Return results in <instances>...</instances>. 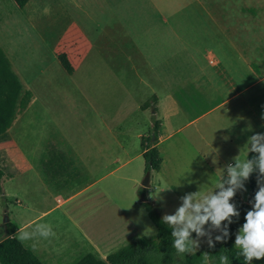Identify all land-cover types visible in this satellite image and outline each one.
I'll return each mask as SVG.
<instances>
[{"label":"rangeland","instance_id":"obj_1","mask_svg":"<svg viewBox=\"0 0 264 264\" xmlns=\"http://www.w3.org/2000/svg\"><path fill=\"white\" fill-rule=\"evenodd\" d=\"M190 6L195 25L210 23L218 40L239 36L244 60L251 57L258 40L264 41V0H29L22 8L13 0H0V46L23 89L31 91L27 107L17 111L12 125L0 135V169L5 173L0 239L11 228L30 230L36 222L51 223L55 238L22 244L45 264H75L85 254L75 248L84 241L83 234L96 229L119 233L123 228L114 250L141 236L151 237L156 229L142 199L156 206L161 216L172 214L181 196L201 185L213 187L221 169L234 163L235 126L239 121L255 123L261 116L254 117L245 101L239 106L240 97L218 106L229 95L228 88L218 97L208 92L204 101L189 104L193 92L189 81L193 75L205 81L200 69L207 67L199 45L189 43L204 35L190 26L194 25L187 12ZM182 14L188 27L176 31L175 21L180 25ZM60 52L73 66L71 74L60 65ZM257 52L258 60L264 57V50ZM155 73L169 77L166 86L170 82L180 86L174 91L182 106L164 135L187 126L159 144L161 168L149 173V186L144 187L145 161L135 153L143 149L148 132L141 140L136 138L140 127L132 126L130 118L139 119L138 101L147 94L165 93V88L153 84ZM139 75L149 81L144 93L138 91ZM154 98L146 103L151 110ZM251 104L257 106L256 101ZM212 107L196 123H187ZM53 149L80 158L79 178L67 174L52 178L45 172L43 162ZM241 149L246 151V146ZM128 158L132 159L125 162ZM70 169L76 175L77 168ZM64 180L70 181L62 185ZM165 184L170 190L157 193ZM245 189L237 193L247 201L249 179ZM69 195L57 205V197ZM13 235L17 237V231ZM205 239L198 251L208 248ZM252 264H264V259Z\"/></svg>","mask_w":264,"mask_h":264},{"label":"crops","instance_id":"obj_2","mask_svg":"<svg viewBox=\"0 0 264 264\" xmlns=\"http://www.w3.org/2000/svg\"><path fill=\"white\" fill-rule=\"evenodd\" d=\"M187 12L189 15H191V19L194 22V25H190V24L189 25L193 27L195 26L194 28H197L199 31L203 32L204 34L203 36L201 35L199 39H197V37L196 38L194 37V39L192 40L191 39L190 40L187 39V40H189V43L195 42L199 45L198 49L203 55L204 62L207 65V67L203 68L202 70L200 69V72L203 74L205 81L204 80L200 81V77L198 75L196 76L193 75L192 79L190 78L191 81H189L190 82L189 85L192 86L193 92L191 94L189 104L196 106V103L197 104L199 103L198 101H204V97L207 95L208 92H209L208 95H214L218 97L220 90L228 88V89H231L229 95H227L226 98L223 99L220 104H217L218 106L240 97L241 100H239L238 102L239 106H242L243 102L245 101L244 104H246L248 107L250 106L254 117H256V115L258 116L260 115L261 118L260 119L256 118L257 122L255 123L252 120L250 124L244 125L241 123V121H239L237 125L235 126L234 138L238 145H236L237 148L234 149V152H237L238 154L240 153V156L244 158L246 151L243 152L241 147H243L246 144L248 137L256 133H264V85H262L264 83V57H261L258 60L260 54H258L259 52H257L258 48H260L261 50H264V41L260 42V40H258L259 44L256 43L257 46L255 48L252 47V50L255 49V51L252 52L253 54L251 55V57H248V59L244 60L243 50H242L243 43L239 36L232 35V36L227 37L224 35L222 39L218 40L219 37L214 35V33H216V30H215L216 28L214 26L210 25L209 22H208L209 24L206 23L201 26L199 25L196 26L195 20H194V12H195L194 9L193 8L191 9V6H190V8L187 9ZM184 14H182V20H180V25H177L175 21L174 30L176 29V31L177 30L181 31L182 29V31L183 30L186 31L188 25L186 24L187 18ZM189 28H190V31L193 29L192 27H189ZM179 36L181 37V35ZM181 38L183 40V37ZM251 39L254 42V40L257 39V36H255L253 33ZM215 47L219 49L218 52ZM188 60H191V58ZM231 66L233 68H231ZM237 72H239L238 73L239 75L235 76ZM234 73L235 75H233ZM155 76L157 77V79H155L153 84L154 85L156 84L162 88H165L166 89L165 93L159 96L155 93L147 94V96H145L146 98L144 101L143 99H142V102H140L139 100L138 101L139 119L137 120V118H134V119L130 118V122L132 123V126L140 127L139 130H137L138 128L135 130L134 135L136 138L141 140V137L144 136L146 132L149 131L152 125L151 115L154 114L156 119L160 121L158 141L156 142V146L158 147L159 144L162 141L166 140L168 137H170L171 134H174L176 132L183 130L187 125L184 124L182 126H179L175 128L174 130H172L171 132H169V134L164 135V133H166V128L168 129L172 128L170 126L171 117L174 114H177L182 106V103L177 99L178 95L174 91V88L176 86L177 87H180V86L177 85L176 83L173 84L172 82H170L166 86L165 85L166 82L164 80H166V78H169V77H163V76L161 77L160 75L156 73H155ZM137 81H139V88H140L138 91L143 92V90H145V84L148 83L149 81L147 82L146 79H144L142 76L140 77V75ZM150 86L152 85H149L148 87ZM258 86H260L259 93H253V89ZM248 92H251V93H249L246 99L244 98L243 95ZM151 96L155 97L154 101H151L150 103L151 105L154 104L156 106L155 112L151 110L150 106H146V103L149 101ZM253 101L257 102V106L255 108L252 107V104H251L253 103ZM214 107H217V106H214ZM214 107L208 108L202 112H199L197 116L190 119L187 123L188 124L196 123V121L200 117H203L206 114L213 111L215 109ZM199 130H200L199 128L196 129V131L198 132ZM191 136L198 138L197 134H191ZM201 136H202V139L204 138L206 139L203 133ZM131 141L132 140H130V144H131ZM230 142L232 143L233 141L230 140ZM142 152H143L142 148L140 150H137V152L135 153V156H140V155L142 156ZM64 155L70 161V165L68 166L67 171L63 174L69 175L72 179L79 178L82 172L81 171L82 168L80 166V163H81L80 158L73 156L74 154H70V153H66V154L64 153ZM131 159L128 158L125 160V162ZM162 161H163V158H162ZM162 161L160 164V168L162 165ZM121 165H123V163ZM72 166L77 168L76 175L71 174L70 167ZM160 168L158 170H160ZM210 168L213 169V167H210ZM70 177L68 179L71 180ZM65 181L66 180L63 181L64 183L62 185H65ZM68 182L66 181V184ZM71 196L72 195H69L66 198L57 197V205L63 204L65 200ZM234 201H235V198L233 200V203ZM243 201L246 202L245 200ZM80 226L82 225L80 224ZM17 230L18 228L15 229L12 234H14ZM122 234H123V228L119 231V233H116L114 231L112 232V234L111 232L110 233H107L105 231L100 232L99 230L96 229V231L94 232L91 231V235L89 234L88 236H86V234H83L82 236L84 237V241L82 240L81 243L77 242L75 248L81 249L80 251L84 249L85 254L92 253L97 258H105L108 253L114 251L113 247H115L117 243V239H120L119 237ZM79 244H80V247H77ZM82 245L84 246L82 247ZM80 258H78L76 262Z\"/></svg>","mask_w":264,"mask_h":264},{"label":"clouds","instance_id":"obj_3","mask_svg":"<svg viewBox=\"0 0 264 264\" xmlns=\"http://www.w3.org/2000/svg\"><path fill=\"white\" fill-rule=\"evenodd\" d=\"M245 146L244 158L240 157V153L233 157L234 163L221 169L213 187L201 185L197 191L184 194L179 198L180 204L175 211L161 217L162 223L171 229V247L181 260L186 254H196L201 238H206L209 248H214L218 242H226L230 235L229 225L234 222L233 218H239L240 215L237 205L231 201L238 191H246L245 182L253 172L257 173V190L249 202L251 208L244 216L245 222L235 233L234 248L237 256L243 258L244 264L264 259V133L248 137ZM248 153L255 155L249 159ZM167 190L170 188L165 184L156 191L160 193ZM213 232L219 234L213 236ZM55 237L53 224L47 222H36L30 226V230H17V238L22 242L50 241ZM217 261L218 264H230L228 255L224 253L219 256H212L208 252L201 254V264H217Z\"/></svg>","mask_w":264,"mask_h":264},{"label":"trees","instance_id":"obj_4","mask_svg":"<svg viewBox=\"0 0 264 264\" xmlns=\"http://www.w3.org/2000/svg\"><path fill=\"white\" fill-rule=\"evenodd\" d=\"M13 1L18 8H22L28 2V0ZM57 58L61 67L71 74L73 66L67 55L64 52H60L57 54ZM30 98L31 91L23 89L22 82L0 46V135L12 125L17 111L27 107ZM146 106L149 105L146 104ZM152 110L156 111L155 105H153ZM151 121L152 125L148 131L147 142L142 152V157L145 161L144 171L148 173L152 170H158L162 161L156 146L160 121L156 119L154 114L151 115ZM254 155L253 153H248V158L251 159ZM69 165L70 161L65 157L64 153L55 149L50 152L48 158L43 162L45 172L50 174L52 178L65 173ZM4 175V171L0 169V193L2 192ZM256 180L257 173L253 172L249 178V193L246 202L236 193L234 203L240 213L239 218H233L234 222L229 225L230 235L226 242H218L214 248L208 247L206 251H197L195 255L186 254L182 260L176 257L174 249L171 247V229L162 223V216L158 208L151 202L142 199L141 203L156 229L153 236L136 238L108 253L105 258H97L92 253H87L75 264H201V254L203 252H208L212 256H219L224 253L228 255L230 264H244L243 258L237 256L234 240L237 229L245 222L244 216L246 212L251 208L249 202L253 199L257 190ZM143 192L144 188L142 187L139 189V193L142 194ZM14 230V228H11L9 233L0 239V264H45L12 234ZM193 237L195 238L194 233Z\"/></svg>","mask_w":264,"mask_h":264},{"label":"water","instance_id":"obj_5","mask_svg":"<svg viewBox=\"0 0 264 264\" xmlns=\"http://www.w3.org/2000/svg\"><path fill=\"white\" fill-rule=\"evenodd\" d=\"M142 186H144V187L149 186V173L148 172L145 174L144 180L142 182Z\"/></svg>","mask_w":264,"mask_h":264}]
</instances>
